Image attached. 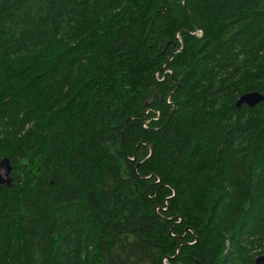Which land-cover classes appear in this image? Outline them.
Listing matches in <instances>:
<instances>
[{"label": "trees", "instance_id": "1", "mask_svg": "<svg viewBox=\"0 0 264 264\" xmlns=\"http://www.w3.org/2000/svg\"><path fill=\"white\" fill-rule=\"evenodd\" d=\"M251 92L264 0H0V264H256Z\"/></svg>", "mask_w": 264, "mask_h": 264}, {"label": "water", "instance_id": "2", "mask_svg": "<svg viewBox=\"0 0 264 264\" xmlns=\"http://www.w3.org/2000/svg\"><path fill=\"white\" fill-rule=\"evenodd\" d=\"M264 104V95L258 92H251L242 95L237 101V107L240 108L242 105H246L249 108H255L257 105ZM264 124V118H263ZM13 165L8 157L3 158L0 161V185L11 187L13 185ZM256 264H264V255L259 256L256 259Z\"/></svg>", "mask_w": 264, "mask_h": 264}, {"label": "rangeland", "instance_id": "3", "mask_svg": "<svg viewBox=\"0 0 264 264\" xmlns=\"http://www.w3.org/2000/svg\"><path fill=\"white\" fill-rule=\"evenodd\" d=\"M21 165L24 166L23 169L29 170L30 173H32V174L36 173L37 174L36 169L32 168L33 164H32V161L30 159H23V161L21 162ZM20 170H22V169L19 167L18 169L14 170V171H20Z\"/></svg>", "mask_w": 264, "mask_h": 264}]
</instances>
